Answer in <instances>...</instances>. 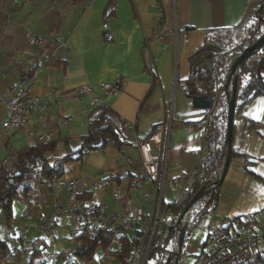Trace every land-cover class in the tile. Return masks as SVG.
<instances>
[{
	"label": "crops",
	"instance_id": "obj_1",
	"mask_svg": "<svg viewBox=\"0 0 264 264\" xmlns=\"http://www.w3.org/2000/svg\"><path fill=\"white\" fill-rule=\"evenodd\" d=\"M108 1L0 0V164L8 155L36 146L40 134H49L56 145L45 155L50 165L64 157L66 150L76 158L88 131V117L96 109H90L89 103L96 97L125 127L133 125L139 139L146 138L154 126H164L162 157L166 156L164 183L169 205L194 168L201 143L210 132L208 125L186 124L198 123L209 113L195 109L185 95L190 57L207 38L218 34H227L232 46H240L259 0H117L114 16L104 22ZM28 33L37 37L36 44H28ZM55 38L60 39L58 45L53 43ZM147 42L153 70L146 66ZM228 70L222 68L219 77L223 81ZM27 75L31 78L23 81ZM261 78L264 82V70ZM27 82L40 99L60 97L62 102L44 110L41 119L32 115L18 130L6 132L2 127L5 104ZM100 83L119 84L120 91L106 95ZM196 86L207 99L200 83ZM88 87L91 92L86 94ZM76 94L83 95L75 99ZM217 94L219 109H223L224 93ZM231 149L234 156L215 202L198 217L185 246L189 256L198 252L210 233L227 227L234 218L253 216L257 224L263 222L264 94L235 107ZM141 170L139 154L130 140L120 150L109 143L102 152L84 153L81 160L63 165L60 178L78 183L75 196L90 193L88 204L122 214L142 204L151 215L157 185L145 182L140 190ZM54 182L35 175L21 190V199L12 203L11 231L6 230L0 214V241L8 243L24 227L27 215L32 217L27 225L33 227L40 215L50 219L46 235L34 229L26 235L40 251L30 264H65L52 256L81 246L71 233L72 208L77 201ZM128 236L133 237L132 233ZM32 252L29 246L16 247L1 264H28ZM67 264L82 263L71 259Z\"/></svg>",
	"mask_w": 264,
	"mask_h": 264
},
{
	"label": "built area",
	"instance_id": "obj_2",
	"mask_svg": "<svg viewBox=\"0 0 264 264\" xmlns=\"http://www.w3.org/2000/svg\"><path fill=\"white\" fill-rule=\"evenodd\" d=\"M176 29L175 26V32ZM27 41L29 45H34L38 39L35 35L28 33ZM53 43L54 45H58L60 39L55 38ZM149 47L150 42H147L144 47L146 66L148 70H153L154 65L148 55ZM98 86L103 93L109 96L120 91L119 84L100 83ZM90 92L91 88L88 87L85 93L89 94ZM82 95L76 94L75 99H81ZM217 97L215 96L210 100L212 109L207 115L208 122L212 119ZM61 102L60 97L53 98L48 96L40 99L32 93V83L27 82L21 86L13 101L6 102L2 127L6 132L18 130L32 115L41 119L44 110H48L53 105H60ZM102 105L104 104L101 100L92 97L89 108H98ZM65 122L68 123L69 120L65 119ZM126 129L140 157L142 170L137 187L141 190L142 184L145 182L157 185L154 211L149 215L144 205L140 204L138 207L127 210L124 214L113 213L103 206L88 204L85 201H77L72 208L73 226L71 233L77 237L86 236L93 238L99 231L112 230L118 227L124 228L128 233H132L134 238V244L130 249L127 264H146L148 252L152 246L156 248V254L158 255L157 262L159 264H165L168 260L169 264H187V256L185 254L180 253L179 256L175 255L177 238L169 239L167 244L162 246L167 232L165 230V222L161 217L162 189L166 163V156L162 157L164 126H154L144 139H139L135 135L133 125H128ZM50 142L51 136L49 134H40L36 137L35 144L43 146ZM66 154H69L68 150H66ZM209 158V145L206 137H204L195 166L180 186L173 203L185 206L200 189H203V193L188 209L185 214L184 223L182 222L179 227L176 226L177 231L182 226H186L187 228L189 222L201 211L197 202L218 186L221 170H215L209 174L205 168V163ZM14 162L15 155L13 154L8 155L4 159V163L8 169L12 168ZM33 173L34 175H40L41 168L36 167ZM54 183L71 196H75L80 189L78 183L71 179L59 178ZM169 209L167 207L165 211ZM177 218L172 217L176 221ZM31 220L32 217L30 215L25 217L24 227L8 243L10 249L13 250L16 247L23 248L27 246L31 250L37 249V244L29 241L26 235L30 233L31 229H34L37 234L44 236L47 234L51 223L50 219L44 215H40L37 218V223L34 227L27 225ZM253 220V216L234 218L227 227L210 233L206 238L205 246L200 248L191 257L194 260L193 264H264V212L261 224H257ZM114 243L116 246L114 251H119L121 243L119 240H115ZM55 258H57V255L52 256V259ZM97 264H104V262L101 261Z\"/></svg>",
	"mask_w": 264,
	"mask_h": 264
},
{
	"label": "trees",
	"instance_id": "obj_3",
	"mask_svg": "<svg viewBox=\"0 0 264 264\" xmlns=\"http://www.w3.org/2000/svg\"><path fill=\"white\" fill-rule=\"evenodd\" d=\"M78 1L80 0H73V3ZM116 1L117 0L108 1L106 9L102 14L104 22L108 18L114 16ZM254 14L253 21L247 26L245 40L240 46H232L230 36L227 34H218L219 36L215 35L213 38H207L203 46L190 57L191 76L183 84L187 98L191 99L203 95V92L196 86L197 82L200 83L205 96L209 100L216 96L217 91H223L224 81L222 77H219L222 68L228 65L229 62H234L245 48L255 42L257 38L264 33V27L261 24V22H264V0H259ZM223 40H225V42ZM225 46H232V48L225 51ZM48 64H50V62H48ZM206 64L211 66V71L208 70ZM262 70H264V45L254 50L238 70L236 76L235 107L248 103L254 97L264 94V82L261 78ZM214 72L217 74L215 77ZM30 75H27V77L22 80L25 81L31 78ZM220 101V97H217L212 119L209 122L206 115L198 123H186L197 128L207 125L210 128V132L207 135L210 158L205 163V168L209 174L215 170L222 169L226 155L224 138L228 97L225 96V108L223 109H219ZM211 109L212 108L207 111ZM88 119L90 121L88 131L86 136L81 138L80 151L76 158H72L71 154H65L64 157L57 160L53 165H50L45 155L51 153L56 147L54 143L50 142L43 146L36 145L18 152L15 155V162L11 169H8L4 162L0 164V214H2L4 218L7 231L12 230V203L15 200H20L21 190L32 183L35 176L33 170L36 167H40V175L49 183H52L54 180L61 177L64 164L81 160L85 151L102 152L109 143H111L115 149L120 150L129 143L130 138L126 136L127 129L125 125L121 122L120 118L105 105L96 108L89 115ZM233 156L234 153L231 149V157ZM218 186L197 202L201 211L187 226L181 253H183L198 217L205 212L209 205L215 202ZM90 198V193H81L74 196L76 201L83 202L88 201ZM167 207L172 210L175 217H178L184 206L174 203L167 206L162 202L161 217L165 222V230L167 231L164 242H167L171 238H178L176 220L172 219L171 221H166L163 216ZM115 240H119L121 243L119 251H109V248ZM77 241L81 242L79 248H76L72 252L61 251L57 254V258L64 261L65 264L71 259L90 263L93 260L96 250L102 249L108 251L109 257L116 260V264H127V260L130 256V249L134 244V238L129 237L128 232L120 227L112 230L99 231L93 238L79 236ZM205 244L206 243L203 242L201 248H203ZM11 251L12 249L9 248L6 240L0 241V264L10 255ZM155 255H157L156 248L152 246L148 252V259H154ZM39 256L40 251L33 250L30 257L31 260L28 264Z\"/></svg>",
	"mask_w": 264,
	"mask_h": 264
},
{
	"label": "water",
	"instance_id": "obj_4",
	"mask_svg": "<svg viewBox=\"0 0 264 264\" xmlns=\"http://www.w3.org/2000/svg\"><path fill=\"white\" fill-rule=\"evenodd\" d=\"M264 27V22H261ZM264 45V33L257 38L255 42L245 48L242 53L234 60V62L230 65L228 73L224 80L223 85V93L225 96L228 97V101L226 104V131H225V138H224V145L226 148V155L224 159V163L220 173V179L218 185L224 179L227 169L230 162L231 157V145H232V127H233V117L235 112V104H236V76L238 70L242 63L247 59V57L256 49L262 47ZM214 46V45H212ZM208 70L211 71V66L206 64ZM191 103L195 109H203L208 110L212 107L211 101L206 99L204 96H197L191 98ZM203 189H200L194 197L183 207L181 210L177 221L176 226L179 227L181 223H184L185 214L187 213L188 209L195 203V201L202 195ZM186 226H182L179 228L178 231V238H177V250L175 255L179 256L182 250L183 240L186 232ZM165 264H169V260L166 261ZM175 264V263H173Z\"/></svg>",
	"mask_w": 264,
	"mask_h": 264
},
{
	"label": "rangeland",
	"instance_id": "obj_5",
	"mask_svg": "<svg viewBox=\"0 0 264 264\" xmlns=\"http://www.w3.org/2000/svg\"><path fill=\"white\" fill-rule=\"evenodd\" d=\"M211 44H213V43H211ZM233 63V62H232ZM232 63H230L229 62V64L228 65H226V66H224L225 68H229L230 67V65L232 64ZM229 66V67H228ZM216 96H218V94L216 95ZM171 111H169V113H170ZM214 190V189H213ZM211 192V191H210ZM209 192V193H210ZM158 199H159V195H158ZM167 199H169V190H168V186H167V183L165 184L164 183V185H163V189H162V202L164 203V205H166V203H167ZM173 204V203H172ZM156 206V203H155V205H154V207ZM168 206V205H167ZM180 214V213H179ZM164 216V218H165V220L166 221H171L172 220V217L174 216L173 215V212H172V210L171 209H169V210H167L166 212H165V214L163 215ZM165 239V238H164ZM115 243L113 242V244L111 245V247L109 248V251H114V249L116 248V246L114 245ZM167 244V242H164V240H163V245L162 246H165ZM186 247L184 248V250H183V254H185L186 256H187V261H186V263L187 264H193V262H194V260H193V258H191L192 256H189V255H187L186 254ZM106 255H107V257H106ZM157 257H158V255H155L154 256V259H148V261H147V264H159L158 262H157ZM79 261V260H78ZM101 261H103L104 262V264H116V260H114V259H112V258H110L109 257V253H108V251H105V250H102V249H97L96 250V252H95V254H94V256H93V260H92V262H90V263H92V264H97V263H100ZM82 264H90V263H86V262H82V261H80Z\"/></svg>",
	"mask_w": 264,
	"mask_h": 264
}]
</instances>
